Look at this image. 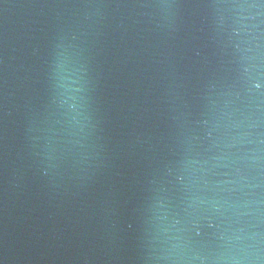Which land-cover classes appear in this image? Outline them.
I'll return each instance as SVG.
<instances>
[{
	"label": "water",
	"instance_id": "1",
	"mask_svg": "<svg viewBox=\"0 0 264 264\" xmlns=\"http://www.w3.org/2000/svg\"><path fill=\"white\" fill-rule=\"evenodd\" d=\"M0 264H264V0H0Z\"/></svg>",
	"mask_w": 264,
	"mask_h": 264
},
{
	"label": "clouds",
	"instance_id": "2",
	"mask_svg": "<svg viewBox=\"0 0 264 264\" xmlns=\"http://www.w3.org/2000/svg\"><path fill=\"white\" fill-rule=\"evenodd\" d=\"M252 7H255V5H253Z\"/></svg>",
	"mask_w": 264,
	"mask_h": 264
}]
</instances>
